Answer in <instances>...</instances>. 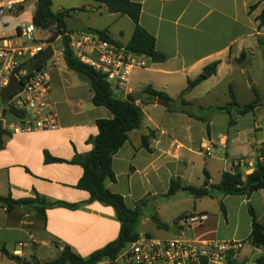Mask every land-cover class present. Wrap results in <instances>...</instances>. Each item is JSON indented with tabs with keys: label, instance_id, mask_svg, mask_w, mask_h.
I'll return each instance as SVG.
<instances>
[{
	"label": "crops",
	"instance_id": "obj_1",
	"mask_svg": "<svg viewBox=\"0 0 264 264\" xmlns=\"http://www.w3.org/2000/svg\"><path fill=\"white\" fill-rule=\"evenodd\" d=\"M37 1L0 0V9L13 5L12 10L0 15V46L5 40L22 44L19 27L32 22ZM131 1L140 4V24L155 38L156 50L165 60L148 61L146 69L135 71L130 92L117 90L119 98L133 100L141 107L144 119L141 128L130 132L129 140L114 156L116 181H107L106 186L122 196L130 209L142 210L137 229L140 235L173 238L180 217L192 212L205 213L209 220L194 230L193 237L200 242H238L241 248L237 261L256 264L264 258V250L249 243L253 221L250 209L264 226V189L249 198L215 192L213 198L198 200L184 190L171 196L169 189L173 179H180L183 186L203 187L204 171L210 175V183L218 185L225 172L234 171L237 162L256 159L264 148V86L258 87L256 76L264 73V26L259 27L258 20L264 0ZM68 3L54 0L53 11L72 10L75 20L92 29L108 30L124 46L132 39L135 24L128 16L110 13L92 0L64 6ZM52 34L50 31V37ZM50 37L39 43L52 45L47 43ZM61 40H56L61 47L54 49V66L53 62L47 64L52 86L49 100L58 128L50 132H14L10 126L20 116L0 102V113L7 110L0 118L4 143L0 150L1 198L35 201L39 194L48 203L69 204L90 199L87 191L77 188L84 173L80 165L45 162L46 153L67 162L77 154L90 153L93 146L88 140L99 134L97 122L113 117L107 108L95 106L89 83L68 69ZM214 65L215 72L207 71ZM203 74L206 79L182 96L189 81ZM222 86L229 93L234 92L240 107L254 102L257 95L259 105L252 112L241 114L235 107L230 111L210 110L227 107L231 95L226 106L199 103ZM147 87L171 100L172 108L158 106V98L154 101L145 93ZM245 94L251 101L246 105L241 100ZM174 101H179L180 106L170 112ZM150 134L146 149L143 137ZM204 147L211 150L210 156ZM40 207L33 203L5 212L0 203V264H13L18 258L31 263L34 259L43 264L52 262L61 252L55 245L57 240L85 258L119 237L121 224L110 206L94 202L77 210L47 208L44 214ZM41 248L46 249L45 259L40 255ZM20 249L22 256L18 257ZM117 264L126 263L119 256Z\"/></svg>",
	"mask_w": 264,
	"mask_h": 264
},
{
	"label": "trees",
	"instance_id": "obj_2",
	"mask_svg": "<svg viewBox=\"0 0 264 264\" xmlns=\"http://www.w3.org/2000/svg\"><path fill=\"white\" fill-rule=\"evenodd\" d=\"M54 0H38L37 8L33 14L32 22L37 29L41 30L44 26L55 22V26L50 29L53 32L47 43L55 42L59 37L62 38V50L64 61L69 70L78 74L83 80L87 81L94 93L93 102L95 106L107 108L111 114V119H103L97 122L99 134L91 137L88 143L93 146L92 151L86 155H75L70 162L51 157L45 154V162L51 163H70L80 165L83 170V176L80 179L77 188L85 190L90 194L88 202L80 204H69L65 202L48 203L45 198L39 194L35 195V201H14L10 197L1 198L0 203L7 208V211L17 206L37 203L42 205L39 211L43 214L47 208L64 207L71 210L80 209L88 204L99 202L102 205L112 207L116 212V217L121 224L120 234L117 240L108 244L104 248L94 252L88 257H82L73 249L61 241H55V245L60 249L59 256L52 262L44 264H101L109 262V264H117V259L123 253L128 245L135 242L140 234L138 226L141 222L143 213L140 208L130 209L122 196L112 193L106 186L107 181L115 182L116 177L112 168L113 158L117 152L129 140L130 132L139 130L142 126L144 113L140 106L135 102L121 99L117 96V89L108 81L107 77L79 61L70 49V39L65 36L69 32L65 23V18L72 14V10L62 12L53 11ZM100 6H104L110 13L128 16L135 24V31L132 39L127 45L128 50L144 57L152 63L163 62L165 57L157 52L155 38L150 35L140 24L141 6L131 0H92ZM259 27L264 26V9L258 18ZM91 34L97 35L102 40L116 42L108 30H96L89 28ZM120 44V43H118ZM37 57L31 59L27 63L29 74L34 73V65ZM44 66L40 67L41 70ZM216 65L210 67L207 71L215 72ZM206 79V74L199 76L194 81H189L188 87L183 91L182 96L193 90L196 86ZM145 93L150 95L155 101L156 98L162 97L163 94L158 93L147 87ZM232 98L231 103L225 108L210 109L212 112L230 111L231 108H237L241 114L252 112L259 105V97L249 105L240 107L236 101L235 94L230 90ZM183 104L189 105L186 101ZM20 116L18 112L11 111ZM22 117V116H21ZM151 134L143 137V147L149 149V140ZM4 147L2 140V130L0 129V150ZM205 185L200 188L192 186H183L180 179H173L169 189V195H175L180 190L188 192L195 199L213 198L214 193H220L223 196H245L249 198L253 193L264 189V165L258 163L255 171L245 177L240 170L225 172L222 180L218 185L210 183V175L204 171ZM221 211L225 214V207L220 203ZM252 232L249 243L257 248L264 250V226L257 220L252 209ZM162 228H167L161 225ZM31 264H43L37 260H32ZM227 264H245L233 259L231 256L227 259ZM256 264H264V258L259 259Z\"/></svg>",
	"mask_w": 264,
	"mask_h": 264
},
{
	"label": "built area",
	"instance_id": "obj_3",
	"mask_svg": "<svg viewBox=\"0 0 264 264\" xmlns=\"http://www.w3.org/2000/svg\"><path fill=\"white\" fill-rule=\"evenodd\" d=\"M12 9L13 5L8 4L0 9V15ZM36 30L33 22L22 23L19 27L22 44L15 45L5 40L0 46V91L8 86L13 75L23 83L21 90L13 94L5 105L7 110L20 114L18 121L10 126L18 133L50 132L58 128L57 116L49 100L52 86L47 67V64L53 62L55 55L41 70L34 71L32 75L27 69V63L48 47L47 44L36 42ZM65 36L70 39L69 46L74 56L103 73L117 90L130 92L133 73L148 67V61L128 50L127 46L102 40L90 32L69 31ZM52 65L54 66V62ZM203 149L207 156L211 155L208 147ZM258 163L264 165V148L256 159L237 162L234 170L250 175ZM3 210L6 212L7 208ZM208 220L209 216L205 213L192 212L183 215L177 221V233L173 238L140 235L120 256L126 264H227L229 256L237 259L240 243L200 242L193 237L194 230L203 227ZM21 253L22 249L16 256L21 257Z\"/></svg>",
	"mask_w": 264,
	"mask_h": 264
},
{
	"label": "water",
	"instance_id": "obj_4",
	"mask_svg": "<svg viewBox=\"0 0 264 264\" xmlns=\"http://www.w3.org/2000/svg\"><path fill=\"white\" fill-rule=\"evenodd\" d=\"M65 23L68 27L69 31L73 32H89V27L84 25L83 23L75 20L71 15H68L65 18ZM55 26V22H52L46 26H44L41 30L42 31H48L52 29ZM55 51L52 45H49L45 51H43L37 58V61L33 67L35 71H38L40 67L46 65L48 62L51 61V59L54 57ZM207 76H210V73L207 74ZM23 86V83L15 76L13 75L10 79V82L7 87L1 89L0 91V102L2 106L5 107L8 99L15 93L19 92ZM130 102H133V100H130ZM157 105L162 106L166 109L172 108L171 100L159 97L157 99ZM7 113V110L4 108L2 115L5 116ZM17 264H31L29 261H25L21 258L16 259Z\"/></svg>",
	"mask_w": 264,
	"mask_h": 264
},
{
	"label": "rangeland",
	"instance_id": "obj_5",
	"mask_svg": "<svg viewBox=\"0 0 264 264\" xmlns=\"http://www.w3.org/2000/svg\"><path fill=\"white\" fill-rule=\"evenodd\" d=\"M66 2H69L67 5L64 6H71L74 5L78 2H80L81 0H63ZM74 3H73V2ZM64 3V2H63ZM57 5V4H56ZM90 15L92 14L91 12ZM75 18L76 16L73 15ZM81 16L84 17V14H81ZM73 17V18H74ZM96 17V16H95ZM97 20L102 21V19H100L98 16L96 17ZM28 19H30V17H28ZM30 22V21H27ZM80 22V21H79ZM82 23V22H81ZM84 24V23H83ZM3 26V24H1ZM50 37V31H42L37 29L36 32L34 33V39L36 40V42H42V41H46L48 38ZM21 41L23 42V40L21 39ZM62 41V40H61ZM52 46L55 50H59L61 47V42L60 41H55L52 43ZM257 76V80H258V87L261 89L262 86H264V73H260ZM247 94H245V96H241V100L243 104H249L251 101L250 99H248V96H246ZM251 96V95H250ZM230 97V93L228 91H226L223 86L222 87H218L217 89H215L210 96L203 98L202 100L199 101L200 104H207V105H211V106H226V104L230 101H228V98ZM245 101V102H244ZM174 108L170 111L173 112L175 109H177L180 106V102L179 101H174ZM198 108H196V111L198 112ZM233 114H237L236 111L233 112ZM153 236H158L157 234H153ZM46 249L45 248H41L40 250V255L43 259L46 258Z\"/></svg>",
	"mask_w": 264,
	"mask_h": 264
}]
</instances>
